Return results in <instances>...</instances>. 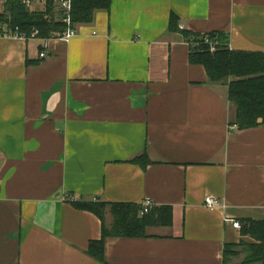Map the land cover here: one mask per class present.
<instances>
[{
  "label": "crops",
  "instance_id": "0c3cea01",
  "mask_svg": "<svg viewBox=\"0 0 264 264\" xmlns=\"http://www.w3.org/2000/svg\"><path fill=\"white\" fill-rule=\"evenodd\" d=\"M173 15L264 53V0H112L70 42L0 38V264H224L227 245L254 242L224 218L264 221V126L238 128ZM146 199L173 225L107 238L104 262L87 254L102 221L72 202Z\"/></svg>",
  "mask_w": 264,
  "mask_h": 264
},
{
  "label": "trees",
  "instance_id": "16d2710c",
  "mask_svg": "<svg viewBox=\"0 0 264 264\" xmlns=\"http://www.w3.org/2000/svg\"><path fill=\"white\" fill-rule=\"evenodd\" d=\"M112 0H73L71 17L75 24H91L97 11H109ZM6 9L0 14V20L8 22L11 27H19L28 36L39 30L40 38L51 39L56 33L64 32L67 27L54 20V10L49 6L47 14H29L20 3L7 0ZM51 16V20L46 16ZM170 32H180L190 45V63L203 66L209 79L214 84H225L229 87V99L238 107L237 126L246 130L264 126V53L233 51L229 47V37L222 32L210 34H191L180 30L178 17L173 15L170 21ZM206 38L218 42L216 52L212 53ZM197 45V46H194ZM146 168L151 162L144 153L134 160ZM79 210L89 211L102 221V239L92 241L87 254L92 258L105 261V243L110 237L144 238L150 227H170L173 225V209L163 207L152 210L143 217L139 216L140 206L135 204H108L100 202H72ZM108 208L110 210L108 211ZM112 218L107 224V214ZM241 234L250 237L254 242L242 241L240 244L227 245L224 250V264L238 256L237 247L246 248L243 264L264 262V221L243 220Z\"/></svg>",
  "mask_w": 264,
  "mask_h": 264
},
{
  "label": "built area",
  "instance_id": "2783aa9c",
  "mask_svg": "<svg viewBox=\"0 0 264 264\" xmlns=\"http://www.w3.org/2000/svg\"><path fill=\"white\" fill-rule=\"evenodd\" d=\"M24 6L29 14H47L49 6L51 5L54 10V20L55 22H60L64 24L67 29L62 33H56L54 38L42 39L40 38L39 30H34L30 36L26 33L21 32L19 27L13 28L8 22L0 20V38L4 39H17V40H29V39H41L44 42L45 49L48 48L50 40H59L62 42H70L72 39L79 35L80 24H75L72 21L71 11L73 0H13ZM51 16L47 15L46 19L51 20ZM182 28V26H181ZM92 36H97V32H93ZM206 44H208L210 51L212 53L216 52L219 43L209 38H206ZM189 45V44H188ZM190 46V45H189ZM195 46V45H194ZM47 52H42L40 54L41 58H45ZM206 208L209 210H217L224 208V202L214 196H208L205 199ZM154 209V202L151 199H146L140 208L139 216L143 217L150 213ZM225 222H230L233 224L234 228L241 229V223L230 217H225Z\"/></svg>",
  "mask_w": 264,
  "mask_h": 264
},
{
  "label": "rangeland",
  "instance_id": "374dc122",
  "mask_svg": "<svg viewBox=\"0 0 264 264\" xmlns=\"http://www.w3.org/2000/svg\"><path fill=\"white\" fill-rule=\"evenodd\" d=\"M195 46H197V45H195ZM110 210V208H108V211ZM106 221H107V224L108 225H111V223H112V218H111V215H110V213H108L107 214V218H106ZM253 243V242H252ZM237 251L238 252H240V255H243V257H244V260H245V258H246V256H247V254H246V248L244 247V246H239V247H237Z\"/></svg>",
  "mask_w": 264,
  "mask_h": 264
}]
</instances>
